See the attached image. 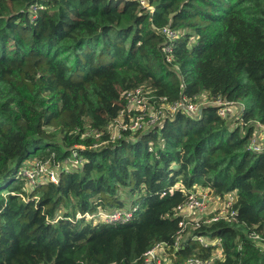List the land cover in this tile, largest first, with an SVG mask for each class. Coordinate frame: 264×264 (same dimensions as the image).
I'll return each instance as SVG.
<instances>
[{
	"label": "trees",
	"instance_id": "16d2710c",
	"mask_svg": "<svg viewBox=\"0 0 264 264\" xmlns=\"http://www.w3.org/2000/svg\"><path fill=\"white\" fill-rule=\"evenodd\" d=\"M148 1L152 13L127 0H0V264H145L173 245L176 209L197 187L235 192L236 216L193 230L172 264L210 259L217 247L201 236L220 239L215 264H264V151L249 149L254 125H238L264 127V0ZM166 26L182 32L170 65ZM138 87L155 109L201 95L244 108L225 119L207 104L108 141ZM71 150L81 168L23 191L24 162ZM122 190L137 207L128 221H76L126 209Z\"/></svg>",
	"mask_w": 264,
	"mask_h": 264
},
{
	"label": "built area",
	"instance_id": "2783aa9c",
	"mask_svg": "<svg viewBox=\"0 0 264 264\" xmlns=\"http://www.w3.org/2000/svg\"><path fill=\"white\" fill-rule=\"evenodd\" d=\"M127 1H133L137 3L140 9L146 12L152 13L154 10V7L150 5L148 0H127ZM160 33L164 37V43H163L161 52L164 56L165 62L168 65H170L173 62L172 53H173L175 41L182 35V32L176 31L166 26L160 30ZM143 93H144V89L141 87H138L133 90H130L129 92L123 93L122 96L124 97V100L126 101V106L122 110V112L119 114V117H123V115L126 112L127 113L132 112L130 111V107L132 105H137L139 107L138 112H142V113H145L147 111L146 110L147 107L154 109L157 113H159L158 115L161 120L167 117H172L177 112H186L190 114H196L197 112L201 111L200 110L201 107L199 105H197L195 102H192L184 97H182L181 99L173 103H162L159 106V108L155 109L153 107V104L150 102L151 97H147L148 102L146 103L144 101ZM208 103L210 105L216 106L218 108V115L225 119L228 117H232V114H233L232 110L234 108H237V110H241L242 108V104L240 103L224 102L220 99L212 100V101H209ZM145 116H148V115L142 114V116L136 119V123H134L133 125H125L121 127L123 129V132L129 131V133L133 134L136 132L143 131L142 122L140 121H142ZM245 126L246 124L242 125V127H245ZM254 127H255V132L250 140L249 149L252 152L259 153V152L264 151V127L257 122L255 123ZM107 132L109 135L108 128H107ZM86 133H87L86 136H97V137L99 136L98 134H96V132L87 131ZM118 138L120 139L121 136L118 135ZM108 141L112 142L110 138ZM74 151H71V155L69 156V158H67L62 163L54 164L50 160L40 161V160L34 159V160H37L38 163H35V166L33 167H28L27 166L28 161H26L22 164L20 170L17 172L16 177L19 181H23V182H26L27 180H30V182L34 181V184H36V186L43 184V183H48V182L57 184L59 174L64 171L68 172V170H66V167H65V164L68 165V161L71 162L69 166L72 168H75L79 166L80 164L84 163V159L81 156H78L77 153ZM38 170L41 172V174L44 175L41 179L37 178ZM201 190H202L201 193L198 192L197 189H195V191L190 192L187 196L186 201L177 207L176 209L177 215H179L182 218V222L179 224L180 230L176 233L174 237L173 245L168 246L164 243L156 245L154 248H152L150 251H148L144 255L145 264L151 263V261H149L150 259L148 258H153L154 252L158 248L165 249V252L171 256L174 254V251H177L178 249H180L182 247V244L188 239V237H185V238L183 237L184 233L188 229L187 225L191 224L192 228H189V229L195 230V229L201 228L202 225L211 224L219 220L229 221L230 220L229 218L236 216V211L233 209V205L235 204V201H236L235 192L229 193L225 195L223 198H220L219 196H213L212 192L209 189H201ZM171 191L172 190H170L169 192ZM208 196L215 203L219 204L218 205L219 209H216V213L207 219H197L193 221V223H190L189 221H187L186 218H188L190 215L198 211H202V209L204 208V201ZM136 209L137 207L133 206L130 209H125L124 211L115 210L111 212L110 214H105L104 215L105 219L103 222H107V223L126 222L132 217V214L136 211ZM99 214L102 215L103 213H99ZM85 215H88V214H85ZM204 238L206 237L201 236V237H198L197 239L204 246L212 245V246L217 247L215 250H218L220 251V253H222V250L219 247L221 243L220 239H215V241L212 240L211 242L210 241L204 242L202 241ZM255 238H257V236ZM218 260H221V259L218 258L216 261ZM184 264H215V262L211 257L210 259L204 260V261H200L197 259H188L187 261L184 262Z\"/></svg>",
	"mask_w": 264,
	"mask_h": 264
},
{
	"label": "rangeland",
	"instance_id": "374dc122",
	"mask_svg": "<svg viewBox=\"0 0 264 264\" xmlns=\"http://www.w3.org/2000/svg\"><path fill=\"white\" fill-rule=\"evenodd\" d=\"M149 93H150V91L148 89H145L144 88L143 95H144V101L146 103L148 102L147 97H150L149 96L150 95ZM208 102L209 101L207 99V96H201L199 99H197L195 101V103L197 105H199L200 107L209 104ZM243 108H244V106H243ZM146 110L147 111L145 113L138 112L139 111V107L137 105H132L130 107V111H132V112H130V113L129 112L128 113L126 112L123 115V117H119L114 122H112L109 125V127H108V129H109V138L112 140V142L114 143V142H116L119 139L118 138V135L122 136L123 129L121 127H123L125 125H133L134 123H136V119L138 117L142 116V114H147L148 116H145L144 119L142 121H140V122H142V127H143V131H141V132L149 131V130L153 129L155 126H158L159 125L158 123H160V120H161L160 117H159V115H158L159 113H157L154 109L149 108V107H147ZM237 111H238L237 108H234L232 110V113H233L232 114V117H235L237 115ZM255 123H256L255 121H249V122H245L244 123L241 120V121L238 122V125L239 126H242V125L246 124V127H247V126H249L251 124L252 125H255ZM56 141L60 144L59 139H56ZM108 144H109V142H103L100 145L93 146V148H98L100 146H104V145H108ZM80 149H82V148H80ZM71 151H74V150H71ZM27 163H28L27 164L28 167H33V166H35V163H38V161L37 160H29ZM70 164H71L70 161H68V165L65 164L66 170H68V171H76L79 168H81V166L83 165V164H80L79 166H77L75 168H72V167L69 166ZM37 174H38L37 175V178L38 179H41L44 176L43 174H41V172L39 170H38V173ZM36 179H34V180H36ZM35 186H36V184H34V181L33 182H30V180H27L26 182H23V184H22L23 190L27 194L31 193V191L35 188ZM197 191L201 193L202 190H201L200 187H197ZM2 193H4V192H2ZM6 194L7 193H4V196H6ZM120 195H121L123 201H125L126 209H129L130 208L129 207L130 206V203H132V200L134 199V197H132L131 195H129L127 192H125L123 190H122V193ZM218 205L219 204L215 203L208 196L205 199V201H204V208L202 209V211H198V212L190 215L188 218H186V220L189 221L190 223H193V221H195L197 219H207V218L211 217L213 214L216 213V209H219L218 208ZM124 210L125 209H123V211ZM63 212H65V211L64 210L58 211L56 214L62 216ZM110 213H103L102 215L99 214V213H97V214H88V215H85L84 214L85 216L76 214L75 217H76V221L77 220H80V219H83V221L85 223H96L98 221H104V219H105L104 218L105 217L104 215L105 214H110ZM187 227H188V229L184 233L183 237L184 238L185 237H188V238L189 237H193V235H191L193 233V230L192 229H189V228H192L191 224L187 225ZM202 241L208 242L210 240L208 238H204ZM213 241H215V240H213ZM259 246L262 249H264V244H260ZM218 258L223 259V254L220 253V251L218 252V250H215L213 252L212 259L216 263L217 262L216 260ZM148 259H150L149 261H151L150 264H172L171 255H169L168 253H166L165 252V249H161V248L156 249L155 252H154V257L153 258H148Z\"/></svg>",
	"mask_w": 264,
	"mask_h": 264
},
{
	"label": "bare ground",
	"instance_id": "6f19581e",
	"mask_svg": "<svg viewBox=\"0 0 264 264\" xmlns=\"http://www.w3.org/2000/svg\"><path fill=\"white\" fill-rule=\"evenodd\" d=\"M148 113V112H147ZM133 114V113H132ZM135 206V205H134Z\"/></svg>",
	"mask_w": 264,
	"mask_h": 264
},
{
	"label": "crops",
	"instance_id": "0c3cea01",
	"mask_svg": "<svg viewBox=\"0 0 264 264\" xmlns=\"http://www.w3.org/2000/svg\"><path fill=\"white\" fill-rule=\"evenodd\" d=\"M219 252V251H218Z\"/></svg>",
	"mask_w": 264,
	"mask_h": 264
}]
</instances>
